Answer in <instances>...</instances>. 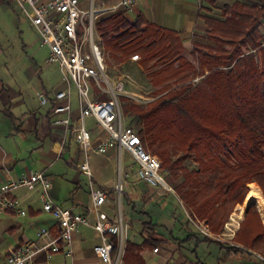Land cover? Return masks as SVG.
I'll return each instance as SVG.
<instances>
[{"label": "crops", "instance_id": "1", "mask_svg": "<svg viewBox=\"0 0 264 264\" xmlns=\"http://www.w3.org/2000/svg\"><path fill=\"white\" fill-rule=\"evenodd\" d=\"M48 1L39 0L40 3ZM118 1L103 0L100 6L108 8ZM210 1L144 0L125 15L132 22L143 16L161 27L178 31L184 48L182 56L190 59L192 44L197 40L195 35L207 30L204 17L212 16V11L220 9L216 4L246 2L216 0L211 4ZM22 25L31 27L22 18L15 1L0 0V189L9 179L18 178L28 171H38L50 180L49 196L64 212L85 214L89 203L88 180L78 168L82 154L71 133L79 122L75 89L71 86L69 124H54L64 120L67 114L54 113L52 107L56 102L53 100L41 106L36 92L51 98L53 91L64 87L62 74L57 65L40 68L33 62L22 38ZM15 41L13 54L11 44ZM88 121H92L90 126ZM84 125L90 127L96 144L105 138L106 134L92 118H86ZM113 161L122 168L118 178H115ZM89 164L95 185L107 193L105 212L110 220L117 216L113 186L119 178L125 182L120 210L127 224L126 242L132 250L127 251L124 264H260L254 260L251 251L235 244L233 238L215 239L218 234L211 233L213 237H207L210 241L204 240L206 236L192 225L178 195L160 193L140 181L135 175L133 159L121 148L114 147L102 155H92ZM186 165L190 169L195 167L192 159L187 160ZM167 178L173 188L181 182L170 176ZM254 186L262 196L258 186ZM12 196L26 215L18 216L9 211L0 214V264L18 245L27 242L42 244L36 238L39 229H47L51 237L59 234L55 221L42 211L37 186L17 189ZM242 205H237L234 211ZM248 207L249 204L244 208L241 219ZM261 220L264 224L262 217ZM97 244L99 239L92 228L82 226L72 234V255L56 254L51 264H102L93 253ZM229 247L242 252H234ZM205 256L206 259L203 258Z\"/></svg>", "mask_w": 264, "mask_h": 264}, {"label": "trees", "instance_id": "2", "mask_svg": "<svg viewBox=\"0 0 264 264\" xmlns=\"http://www.w3.org/2000/svg\"><path fill=\"white\" fill-rule=\"evenodd\" d=\"M219 13V18L204 17L207 30L195 35L191 63L182 56L178 31L143 16L132 22L116 12L96 24L106 59L121 64L138 55L139 66L150 72L153 100L139 108L121 98L123 115L161 168L181 180L173 189L189 215L214 235L244 201L249 184L255 183L264 197V137L251 118L254 110L264 109V48L258 31L264 0L225 3ZM195 73L201 78L196 86L190 83ZM189 159L194 169L186 165ZM233 242L264 260V225L255 206L248 207ZM129 250L126 242L124 259Z\"/></svg>", "mask_w": 264, "mask_h": 264}, {"label": "built area", "instance_id": "3", "mask_svg": "<svg viewBox=\"0 0 264 264\" xmlns=\"http://www.w3.org/2000/svg\"><path fill=\"white\" fill-rule=\"evenodd\" d=\"M14 1L22 13V18L33 28L39 47L47 49L46 61L57 65L62 74L64 87L53 91L51 98L42 92H36L41 106L53 100L56 102L52 107L53 112L67 114L64 120L54 124L66 126L69 124L71 86L75 89L79 122L71 129V133L82 154L78 168L88 180L89 203L85 214L64 212L49 196L50 180L38 171H28L18 178L5 181L0 189V214L9 211L18 216H25L26 211L19 207L12 193L17 189L37 186L42 211L55 221L59 234L51 237L47 229H39L36 238L42 241V244L27 242L18 245L8 252L2 264H51L56 254L61 253L65 257H70L72 234L82 226L92 228L99 239V244L93 247V253L102 264H124L127 224L120 211L114 220L108 218L105 212L108 196L94 183L89 164L92 155H102L108 149L119 147L133 159L135 175L140 181L163 194L171 195L175 192L165 180L159 159L144 148L137 131L134 127L128 126L121 117L118 96L125 93L123 83L118 82L113 87L115 92L109 93L110 85L105 79L103 54L97 44L94 23L95 13L107 12L108 8L97 12L91 8L90 12H85L80 0H50L46 3H40L39 0ZM142 1L144 0H119L116 5L109 7V10L127 12ZM261 35L260 47L264 48V24ZM86 45L89 46L88 53L85 52ZM138 59L137 55L131 57L132 61ZM103 95L108 97L107 100H100ZM135 102L146 103L142 98L135 99ZM86 118H92L98 128L106 134L97 144L93 141L91 131L84 125ZM124 189L125 182L119 178L113 186L118 204ZM189 219L202 235L213 237L203 223L190 217ZM238 219L237 216L231 215L230 221L223 226V232L214 238L232 239L239 224ZM156 251L157 249L154 250ZM253 255L264 261L260 255L255 253Z\"/></svg>", "mask_w": 264, "mask_h": 264}, {"label": "rangeland", "instance_id": "4", "mask_svg": "<svg viewBox=\"0 0 264 264\" xmlns=\"http://www.w3.org/2000/svg\"><path fill=\"white\" fill-rule=\"evenodd\" d=\"M102 2H103V0H80L82 9L85 12H90L91 8H93V10L96 11V12L99 11L100 9H103L104 7L100 6L102 4ZM220 5L221 4H216L217 8L221 7ZM116 12H122V11L121 10H109V7H108V11L107 12L95 13V15H94V23H95V31H96L95 35L97 37V44L100 46L102 54H103V64L105 66V71H104L105 72V79L109 82V85H110L109 93L112 94V92H115V90H113V87H115L118 82H121L124 85L125 93H123L122 96H118V98H119L118 102H119V106H120L121 117H122L123 121H125V123L127 124L126 120L129 121L130 118L128 119V118H126L123 115V112H122L123 101L121 100V98H125L127 100V102H126L127 105H134V106H137L139 108H143L144 106H146L148 103H150L153 100V92H154L155 89L150 84V77H149L150 72H145L139 66L138 62L140 60V57L138 55H137L139 57L138 60L132 61L130 59V61L125 62V63H121V64L115 63L111 59H109V60L106 59L105 52H104V47H103L101 38H100V36L98 34V31H97V28H96V24L102 18L108 17L109 15L115 14ZM212 14H213L212 15L213 17H217V18L220 17V13L217 10L212 11ZM261 28H262V25L258 29L260 37H262ZM21 29H22V32H23L22 38L25 40V43L27 44V52H28L29 56L32 57L31 59L34 60L33 62L37 63L40 68H51V67L54 68L52 66V64H49L46 61L47 51H46L45 48L39 47V44L36 41V34H35L33 28H31L29 25H22ZM15 36L17 37L16 41L18 42L17 32H15ZM9 38H10V33H9ZM261 40H262V38H261ZM16 41L12 42V44H11V50L13 51V54H15ZM85 52H87V53L89 52V46H87V45L85 46ZM26 58H29V57L26 56ZM184 59H186L188 62L191 63L193 61L192 54H191V58L190 59H188L186 57H184ZM200 79L201 78L198 75H196V73H195V74L191 75L190 83L192 85L196 86V85H198L200 83V81H201ZM139 98L144 99L146 101V103L139 104V103L135 102V99H139ZM252 113L253 114H252L251 118H254V120H253L254 125L258 127L259 135L261 137H264V109H260V111L259 110H254V112H252ZM91 123H92V121H88V124H89L88 126H90ZM88 126H87L88 130H91L90 127H88ZM91 126H94V125H91ZM135 127H136V129L140 128V126H138V125H136ZM149 153H151V152H149ZM153 156H155V155H153ZM155 157H157V156H155ZM113 166H114V169H115V178H118L119 172L122 173V170H121L122 168H118V165H117V163L115 161H113ZM193 168H195V167H193ZM163 171H164L163 175L165 177V180L168 182L169 179L167 178V176H169V174H168V172L165 169ZM251 184L255 185V183H251ZM251 184H249V185H251ZM248 191H249V188H248ZM262 198L264 199L263 195H262ZM115 203L117 205V213H118V211H120V213H121V210H120L121 201L118 204V201L115 198ZM243 203H244V201L241 204H238V205H242ZM236 206H235V208H236ZM253 206H255V205H253ZM235 208H234V210H235ZM234 210L229 215V217H228L226 222L230 221V216L231 215L236 217L235 213H237V212L234 211ZM190 218L192 220H194V221H197V219H193L191 216H190ZM242 219L241 218L238 219V223L239 224H238V227H236V233H237V231L240 228V223H241ZM198 222L203 223L202 221H198ZM223 229H224V227H223ZM223 229H222V231L220 233L223 232ZM235 244H237V243H235ZM245 250H247V249H245ZM251 252L255 253V254H258V253L253 252V251H251ZM222 254H224V252H222ZM258 255H260V254H258ZM203 258L206 259V256L203 257ZM216 259H217V257H216Z\"/></svg>", "mask_w": 264, "mask_h": 264}, {"label": "bare ground", "instance_id": "5", "mask_svg": "<svg viewBox=\"0 0 264 264\" xmlns=\"http://www.w3.org/2000/svg\"><path fill=\"white\" fill-rule=\"evenodd\" d=\"M248 188H249V191H248V194L244 200V203L241 207L236 209L237 213H235V215L238 218H241L243 215L244 208L248 204L252 203L256 206L258 212L260 213L262 219L264 220V199L262 198L259 191L257 190V188L254 185H249Z\"/></svg>", "mask_w": 264, "mask_h": 264}, {"label": "water", "instance_id": "6", "mask_svg": "<svg viewBox=\"0 0 264 264\" xmlns=\"http://www.w3.org/2000/svg\"><path fill=\"white\" fill-rule=\"evenodd\" d=\"M254 204L250 203L249 206H253Z\"/></svg>", "mask_w": 264, "mask_h": 264}]
</instances>
